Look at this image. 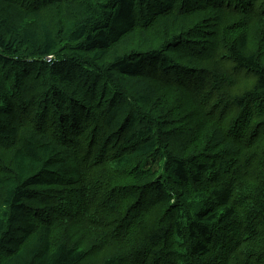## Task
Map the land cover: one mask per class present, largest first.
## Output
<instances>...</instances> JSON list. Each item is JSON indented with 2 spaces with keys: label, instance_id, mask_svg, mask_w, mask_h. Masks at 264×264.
Wrapping results in <instances>:
<instances>
[{
  "label": "trees",
  "instance_id": "trees-1",
  "mask_svg": "<svg viewBox=\"0 0 264 264\" xmlns=\"http://www.w3.org/2000/svg\"><path fill=\"white\" fill-rule=\"evenodd\" d=\"M263 178L264 0H0V264H264Z\"/></svg>",
  "mask_w": 264,
  "mask_h": 264
},
{
  "label": "bare ground",
  "instance_id": "bare-ground-1",
  "mask_svg": "<svg viewBox=\"0 0 264 264\" xmlns=\"http://www.w3.org/2000/svg\"><path fill=\"white\" fill-rule=\"evenodd\" d=\"M74 119V118H73ZM264 179V178H263ZM229 192V191H228ZM226 214V213H225Z\"/></svg>",
  "mask_w": 264,
  "mask_h": 264
},
{
  "label": "rangeland",
  "instance_id": "rangeland-1",
  "mask_svg": "<svg viewBox=\"0 0 264 264\" xmlns=\"http://www.w3.org/2000/svg\"><path fill=\"white\" fill-rule=\"evenodd\" d=\"M202 133V135H203V132H201Z\"/></svg>",
  "mask_w": 264,
  "mask_h": 264
}]
</instances>
